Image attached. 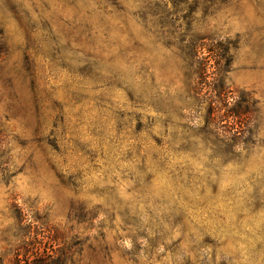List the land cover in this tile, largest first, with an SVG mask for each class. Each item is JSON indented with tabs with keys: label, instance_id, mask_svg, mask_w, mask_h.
Returning <instances> with one entry per match:
<instances>
[{
	"label": "rangeland",
	"instance_id": "obj_1",
	"mask_svg": "<svg viewBox=\"0 0 264 264\" xmlns=\"http://www.w3.org/2000/svg\"><path fill=\"white\" fill-rule=\"evenodd\" d=\"M0 264H264V0H0Z\"/></svg>",
	"mask_w": 264,
	"mask_h": 264
},
{
	"label": "trees",
	"instance_id": "obj_2",
	"mask_svg": "<svg viewBox=\"0 0 264 264\" xmlns=\"http://www.w3.org/2000/svg\"><path fill=\"white\" fill-rule=\"evenodd\" d=\"M202 74H206V76H209L207 74V71H202L201 75ZM200 83H204V82L200 81ZM208 86L214 91L215 96H217L221 100L218 102L214 101L210 104V107L207 113L208 119L210 120L217 119L219 121L220 119L222 120V118L227 116L229 117L230 119L229 121L232 124L238 125V124L243 123V120L245 118H248L251 115L253 110L251 109L250 98L244 99V102H243L244 106L242 109L240 108V104H242V102H238L235 104L233 102H226L228 104H224V105L225 107L227 105L228 108L227 110L224 111L225 108H224V105L222 104V102L224 101V98L222 97H223L224 91L226 90L224 83L221 82V84H218V82H216V77L213 76L212 80L208 82ZM229 93L232 95L233 94L232 90H229ZM227 94L228 92H226V96ZM196 97L199 100L200 97H199V93L197 92H196ZM234 128H236V130ZM234 128H232L234 129L233 131L227 130L228 134L226 137H223L224 140L228 142H232L234 145L244 142V140L242 141L244 134L242 135V132H239V130H237V127H234Z\"/></svg>",
	"mask_w": 264,
	"mask_h": 264
}]
</instances>
